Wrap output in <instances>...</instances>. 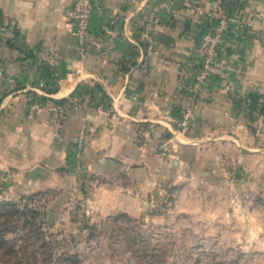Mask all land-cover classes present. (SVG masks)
<instances>
[{
  "label": "crops",
  "instance_id": "0c3cea01",
  "mask_svg": "<svg viewBox=\"0 0 264 264\" xmlns=\"http://www.w3.org/2000/svg\"><path fill=\"white\" fill-rule=\"evenodd\" d=\"M71 2L0 0V212L50 194L60 221L99 223L177 197L215 226L203 240L264 255V0H92L81 44ZM216 16L223 74L199 80L196 47ZM182 103L194 125L161 155Z\"/></svg>",
  "mask_w": 264,
  "mask_h": 264
},
{
  "label": "rangeland",
  "instance_id": "374dc122",
  "mask_svg": "<svg viewBox=\"0 0 264 264\" xmlns=\"http://www.w3.org/2000/svg\"><path fill=\"white\" fill-rule=\"evenodd\" d=\"M49 197L32 199L36 204L30 208L1 210V264H264L262 253L222 251L214 239L203 240L201 234L215 226L203 222L199 211H181L177 197L143 217L72 224L45 209Z\"/></svg>",
  "mask_w": 264,
  "mask_h": 264
},
{
  "label": "built area",
  "instance_id": "2783aa9c",
  "mask_svg": "<svg viewBox=\"0 0 264 264\" xmlns=\"http://www.w3.org/2000/svg\"><path fill=\"white\" fill-rule=\"evenodd\" d=\"M172 1V0H170ZM93 11L92 0H72L69 10L66 12V19L73 27V36L81 44L84 32L87 27L89 17ZM201 34V39L196 47V52L201 56L200 68L197 77L199 80L207 78L211 74H223V65L218 60V48L222 41L225 30L228 26L227 19L216 16ZM36 88L47 93L48 82L40 79L36 83ZM42 106L39 103H32L28 106L27 117L33 118ZM49 121L60 128L67 118V108L63 104L55 103L49 109ZM178 128L171 131L170 137L163 140L159 145L161 155L168 153L178 143L177 136L188 132L193 124L191 107L179 104L178 108Z\"/></svg>",
  "mask_w": 264,
  "mask_h": 264
},
{
  "label": "trees",
  "instance_id": "16d2710c",
  "mask_svg": "<svg viewBox=\"0 0 264 264\" xmlns=\"http://www.w3.org/2000/svg\"><path fill=\"white\" fill-rule=\"evenodd\" d=\"M48 85H49V88L46 91H47V93H51L52 90H53V87L51 86V82H48ZM255 101H256V98L251 97V107H255L256 106ZM56 103L62 104L61 102H56Z\"/></svg>",
  "mask_w": 264,
  "mask_h": 264
}]
</instances>
